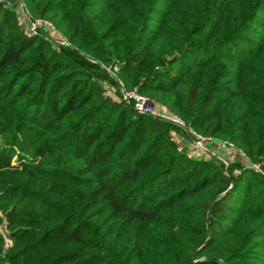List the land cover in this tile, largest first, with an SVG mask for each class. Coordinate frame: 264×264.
Returning a JSON list of instances; mask_svg holds the SVG:
<instances>
[{"label":"trees","instance_id":"obj_1","mask_svg":"<svg viewBox=\"0 0 264 264\" xmlns=\"http://www.w3.org/2000/svg\"><path fill=\"white\" fill-rule=\"evenodd\" d=\"M19 1L68 43L0 5V264H264V0Z\"/></svg>","mask_w":264,"mask_h":264},{"label":"built area","instance_id":"obj_2","mask_svg":"<svg viewBox=\"0 0 264 264\" xmlns=\"http://www.w3.org/2000/svg\"><path fill=\"white\" fill-rule=\"evenodd\" d=\"M12 1H16L18 3L17 18L20 21L19 23L22 26L23 33L27 37L39 35L42 32L39 33L38 31L42 30L44 33H46V35L48 36L47 38L53 43L55 48L67 44L66 38L62 36V34L55 28L54 24L50 20L42 17H32L23 2L19 0H0V5L8 6ZM106 69L109 72H111L113 75H116L119 72L118 65H114L112 69L111 68H106ZM112 85L113 84L108 82L103 83L104 95L114 97L116 96L115 92L117 90L120 93L121 99L124 100L126 103H128L134 110L141 113L153 115L162 119L170 120L180 126H185L183 120L180 117L168 112L165 109L156 108L153 100H151L147 95L141 93L136 86L132 88H125L123 82L119 79H116L115 88H113ZM191 132L195 136L193 140L194 146L197 145L195 142L196 140L199 141V139L207 140L206 142L208 143V145L211 142H213L211 137H202L201 135L195 133L194 131ZM216 145L218 148H225L230 150L236 149L234 145L227 140H219L218 142H216ZM211 154L213 153L211 152L210 155ZM241 155H243L242 152ZM188 156H194V155L188 154ZM253 167L257 171L259 170L258 164H253Z\"/></svg>","mask_w":264,"mask_h":264},{"label":"rangeland","instance_id":"obj_3","mask_svg":"<svg viewBox=\"0 0 264 264\" xmlns=\"http://www.w3.org/2000/svg\"><path fill=\"white\" fill-rule=\"evenodd\" d=\"M17 20H18V22H20L18 18H17ZM48 20H50V19H48ZM19 25L21 26L20 23H19ZM38 32L39 33L42 32V33H40L41 35H44L45 37H48L46 35V33H44L42 30H39ZM62 36H63V34H62ZM61 46H63V45H61ZM61 46L56 47V49H60ZM112 87L115 88L116 85L113 84ZM115 95L116 96L112 97L114 100H120L121 99L120 93L117 90L115 92ZM161 109H165V108L161 107ZM202 137H204V136H202ZM206 141L207 140H205V139H199V141L196 140L195 143L197 144L196 146L198 148L196 146H194L192 142H191V144H187L188 145L187 155L188 154H192L194 156H198V155L205 156V157L209 156L211 152L215 151V147H213V145H210V144L208 145V143ZM180 145L182 146V144H180ZM181 146H180V148H181ZM218 154H219V157L224 161V163H227V160L228 159L230 161H233L234 158H236L235 156H241V158L240 157L239 158L243 161V163H245V164L247 163L246 159H243L244 156L241 155V153L239 151H237V149H231L230 150V149H225V148H218ZM225 154H227V155H225ZM224 156H227L228 159H226V157H224ZM0 216L2 217V222L0 224V232H1V234L3 236V240H4L3 241V244L0 246V260H1V259H3L6 256L7 251L11 247H13L15 245V242H14V240L12 238H10V237L7 236V234H8V228H7V226L9 225V221L7 220L6 216L1 211H0ZM5 264H9V263L7 261H5Z\"/></svg>","mask_w":264,"mask_h":264},{"label":"crops","instance_id":"obj_4","mask_svg":"<svg viewBox=\"0 0 264 264\" xmlns=\"http://www.w3.org/2000/svg\"><path fill=\"white\" fill-rule=\"evenodd\" d=\"M215 150H216V152H218V147L217 146H216V149Z\"/></svg>","mask_w":264,"mask_h":264}]
</instances>
